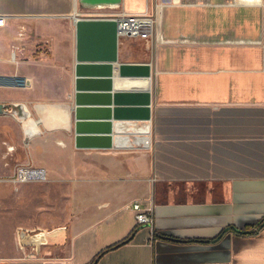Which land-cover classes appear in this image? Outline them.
I'll use <instances>...</instances> for the list:
<instances>
[{"label": "crops", "instance_id": "0c3cea01", "mask_svg": "<svg viewBox=\"0 0 264 264\" xmlns=\"http://www.w3.org/2000/svg\"><path fill=\"white\" fill-rule=\"evenodd\" d=\"M123 11L156 15V34L119 37ZM0 14L14 39L0 74L31 81L0 99L31 112L0 114L5 142L71 183L72 215L19 227L47 243L0 251V264H90L126 238L95 264H264V0H0ZM136 201L152 225H137Z\"/></svg>", "mask_w": 264, "mask_h": 264}, {"label": "rangeland", "instance_id": "374dc122", "mask_svg": "<svg viewBox=\"0 0 264 264\" xmlns=\"http://www.w3.org/2000/svg\"><path fill=\"white\" fill-rule=\"evenodd\" d=\"M11 40L13 32L8 28H0V49L5 54L11 53ZM31 41L33 49H46L42 42L35 38H27ZM21 42L18 40L16 43ZM23 43V42H22ZM20 44V43H19ZM26 49V45H21ZM11 65L7 62L0 63V72H10ZM22 90L1 89L0 99H15L22 97ZM3 115H0V121ZM4 125L0 122V251L8 254L16 249L17 229L19 227L48 225L69 226L71 222L70 210V182L29 181L19 182L13 179L17 167L22 161L12 152L6 144L4 137ZM31 150L28 149L24 160H29ZM34 164V163H33ZM51 218V219H50ZM58 218V220H54ZM33 248V247H31ZM58 256L64 255V247L58 250Z\"/></svg>", "mask_w": 264, "mask_h": 264}, {"label": "built area", "instance_id": "2783aa9c", "mask_svg": "<svg viewBox=\"0 0 264 264\" xmlns=\"http://www.w3.org/2000/svg\"><path fill=\"white\" fill-rule=\"evenodd\" d=\"M117 25V34L119 37H134L149 39L156 34L157 30V16L149 13H128L120 12L113 17ZM7 16L0 14V28L6 26ZM12 58H16V53H12ZM31 84L30 78L19 74L13 73L8 75L0 74V88L1 89H16L23 90L29 88ZM47 172L43 168L34 167L31 164L20 165L17 167L13 179L19 182H29V181H46ZM133 209L135 210V216L137 220V225H152L154 218L151 210H145L141 207V203L136 201L133 203ZM36 232L39 229L27 230L20 229L17 231V245L20 249L24 250L27 247H36V246H27L22 243L21 232L22 231ZM47 241H48V232H47ZM46 241V243H47ZM37 248V247H36Z\"/></svg>", "mask_w": 264, "mask_h": 264}, {"label": "water", "instance_id": "95a60500", "mask_svg": "<svg viewBox=\"0 0 264 264\" xmlns=\"http://www.w3.org/2000/svg\"><path fill=\"white\" fill-rule=\"evenodd\" d=\"M79 4L84 7H103V6H120L123 0H78ZM84 19H81L79 25L83 29L88 30L92 33H106L112 34V24L102 23L98 21H92L83 23ZM88 20V19H86ZM99 20V19H89ZM110 42H107L109 45ZM0 114H9L13 116L18 122L23 124L26 120L31 118V112L29 108L22 102H0ZM246 232V231H244ZM21 240L24 245L36 246L40 248L47 241V231L39 230L36 232L22 231Z\"/></svg>", "mask_w": 264, "mask_h": 264}, {"label": "trees", "instance_id": "16d2710c", "mask_svg": "<svg viewBox=\"0 0 264 264\" xmlns=\"http://www.w3.org/2000/svg\"><path fill=\"white\" fill-rule=\"evenodd\" d=\"M264 226V219L262 221L259 222L258 226H257V229L259 228H262ZM244 232V231H243ZM249 231H246V233H248ZM129 238H126L124 240H122L120 243L114 245V246H111L109 248H107L106 250L100 252L96 257L95 259L90 263V264H95L98 260L99 257H101L105 252L109 251V250H112V249H115L123 244H125L127 241H128Z\"/></svg>", "mask_w": 264, "mask_h": 264}, {"label": "bare ground", "instance_id": "6f19581e", "mask_svg": "<svg viewBox=\"0 0 264 264\" xmlns=\"http://www.w3.org/2000/svg\"><path fill=\"white\" fill-rule=\"evenodd\" d=\"M52 237V236H51Z\"/></svg>", "mask_w": 264, "mask_h": 264}]
</instances>
